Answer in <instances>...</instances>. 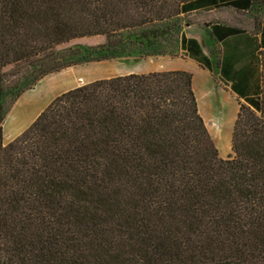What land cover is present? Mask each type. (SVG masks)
Returning <instances> with one entry per match:
<instances>
[{
    "label": "trees",
    "instance_id": "obj_1",
    "mask_svg": "<svg viewBox=\"0 0 264 264\" xmlns=\"http://www.w3.org/2000/svg\"><path fill=\"white\" fill-rule=\"evenodd\" d=\"M198 3L248 11L253 0H0V264H264L263 71L226 160L185 71L64 92L3 144L11 107L49 74L175 48L209 69L177 23ZM207 26L216 42L243 32ZM90 39L99 43L70 46Z\"/></svg>",
    "mask_w": 264,
    "mask_h": 264
},
{
    "label": "crops",
    "instance_id": "obj_2",
    "mask_svg": "<svg viewBox=\"0 0 264 264\" xmlns=\"http://www.w3.org/2000/svg\"><path fill=\"white\" fill-rule=\"evenodd\" d=\"M191 9L185 17L207 16L208 22L212 23L202 25L209 32L207 25L221 23L212 18L221 13V9L211 8L207 3H198ZM192 26L198 27V24L187 23L185 28ZM184 34L200 45L210 68L206 69L198 61L188 58L173 71H185L192 75L197 110L212 141L228 145L240 105L246 104V99L256 97L261 89L258 54L264 50V22L221 42H216L210 34L207 38L202 34Z\"/></svg>",
    "mask_w": 264,
    "mask_h": 264
},
{
    "label": "rangeland",
    "instance_id": "obj_3",
    "mask_svg": "<svg viewBox=\"0 0 264 264\" xmlns=\"http://www.w3.org/2000/svg\"><path fill=\"white\" fill-rule=\"evenodd\" d=\"M212 18L218 19L221 23L229 24L243 30H251L258 27L264 21V0H253V5L248 11H237L230 8H223L222 12ZM208 17L195 16L194 18H178L177 23L183 33L189 36H199L202 34L207 38L210 34L209 30L204 29L202 23L211 24L208 22ZM188 21L190 24L197 23L198 27L186 29L185 24ZM99 43V39L93 40H77L71 42L70 46H92ZM177 47V46H176ZM96 52L84 51L81 49L80 55H95ZM258 61L261 71L264 72V50L258 54ZM192 59L187 53L180 49H173L171 53L164 55L144 57V58H120L103 61H91L79 65H74L64 69L58 73H53L45 76L38 81L30 90L24 92L17 101L13 104L10 111L6 115L3 125V144L7 145L17 136H19L50 104V102L60 94L72 90L74 88L84 86L88 83L109 79L118 76L129 74H148L154 72H167L176 69L183 60ZM49 91L48 96L43 100L40 108L34 111L28 119L13 132L10 127V122L18 118L25 110L28 102L41 97ZM214 146L218 151L219 158L226 160L232 156L231 141L229 144L214 142Z\"/></svg>",
    "mask_w": 264,
    "mask_h": 264
}]
</instances>
